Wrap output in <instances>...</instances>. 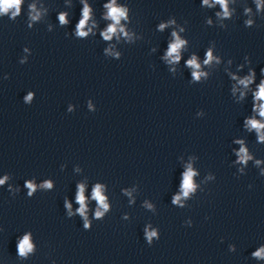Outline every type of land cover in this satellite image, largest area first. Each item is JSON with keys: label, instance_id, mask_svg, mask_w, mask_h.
<instances>
[{"label": "clouds", "instance_id": "1", "mask_svg": "<svg viewBox=\"0 0 264 264\" xmlns=\"http://www.w3.org/2000/svg\"><path fill=\"white\" fill-rule=\"evenodd\" d=\"M22 0H0V12H7L11 8H15V12L13 16L19 14L20 11V4ZM235 3V0H232ZM82 9L80 12V18L78 22L75 24V31L78 37H87L89 33L92 32L93 28L96 27V22L92 20L93 9L87 2V0H81ZM256 5L257 12L264 10V0H254ZM216 5H219L220 11L216 12V16L221 19H230L232 16V12L234 9L230 10L229 8V0H201V7L213 9ZM33 11H35V6H31ZM103 8L106 9V13L104 14L103 18L105 20H110L111 23L107 25V27L100 32V36L105 41H110L114 37L119 40L121 36H123L129 43L135 42V34L129 33L125 30V24L132 22L131 9L128 5H118L116 0H108L107 3L103 4ZM245 15H250L251 8L244 9ZM67 13H61L59 15V21L62 25L67 24L68 20L66 19ZM39 18V13L37 12L36 15L32 16L33 20ZM91 21L92 27H88L89 22ZM124 21L125 23H122ZM187 24V21H185ZM176 24V19L173 17L172 19H168L166 22H162L158 24L157 30L163 31L169 25ZM205 24L207 26H212V20L206 19ZM244 27L246 28H253L257 27L254 26V21L252 19H247L243 21ZM221 29H227L225 25L220 26ZM185 28L181 27L180 32H185ZM172 41L168 43L166 51L164 53L163 59L168 64H177L182 59V51L186 49L189 41L188 39H182L181 36L176 32L173 31L171 33ZM211 46L207 47L204 52L203 57V65L210 67L213 63L216 65H220L222 62V56L215 54L216 53V44L215 41H211L209 43ZM117 57L119 53H116ZM185 66L190 68L191 71V79L193 82H200L203 78L204 80H208L209 74L202 70V65L199 62L198 56L193 53L189 59L185 62ZM228 65L233 64L232 59L227 60ZM252 61L249 56L244 57V62L241 64L236 65L235 71H225L227 76L229 77L231 84H230V95L236 96V93L239 92V97L237 98V103L243 101L246 97L251 94L252 106L251 112L254 115L246 116L243 121V127L248 130L249 132L255 130L258 141L264 143V68L261 69V79L259 82H256V71L255 68L251 67ZM247 68V72L244 73V69ZM175 71V69H173ZM244 73V74H242ZM254 86V87H253ZM28 99H31L29 96ZM259 117V119H257ZM236 143L241 145L239 152L237 155L239 156L240 162H247L251 159V156L248 154L247 149L243 146V140H237ZM259 163V161L257 162ZM194 173L189 170L184 175L183 181V188L184 194L187 195L188 191L193 188L192 177ZM7 179V177H5ZM4 180H0V184H3ZM27 187L31 190H35V186L31 183L27 184ZM45 187H51V184L48 183ZM30 191V195H31ZM94 197L98 200V202L103 206L105 209L107 205L104 203V197L101 195V191L99 186L94 191ZM179 199V198H177ZM78 201L81 204L80 212L84 214V196H83V186L80 187V194L78 195ZM97 216H100L101 213L97 211ZM85 227H88V224H85ZM155 235V233L150 234ZM149 237V238H150ZM31 249V245L29 244L28 238L25 237L22 244L19 245V252L21 255H24L26 251ZM253 256L256 258H264V247H261L256 252L253 253Z\"/></svg>", "mask_w": 264, "mask_h": 264}]
</instances>
